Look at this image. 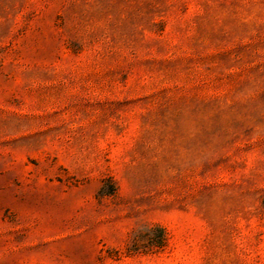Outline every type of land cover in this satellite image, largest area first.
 <instances>
[{
    "label": "rangeland",
    "instance_id": "374dc122",
    "mask_svg": "<svg viewBox=\"0 0 264 264\" xmlns=\"http://www.w3.org/2000/svg\"><path fill=\"white\" fill-rule=\"evenodd\" d=\"M0 264H264V0H0Z\"/></svg>",
    "mask_w": 264,
    "mask_h": 264
}]
</instances>
